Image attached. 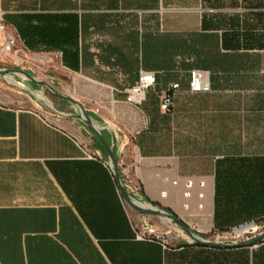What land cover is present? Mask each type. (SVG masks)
I'll return each mask as SVG.
<instances>
[{"label": "crops", "instance_id": "0c3cea01", "mask_svg": "<svg viewBox=\"0 0 264 264\" xmlns=\"http://www.w3.org/2000/svg\"><path fill=\"white\" fill-rule=\"evenodd\" d=\"M0 11L24 52L73 78L63 94L102 129L132 197L201 236L264 222V0H0ZM192 69L209 73V92L186 91ZM141 70L156 84L135 107L124 91ZM56 113L0 104V264H264V240L138 238L97 137Z\"/></svg>", "mask_w": 264, "mask_h": 264}, {"label": "rangeland", "instance_id": "374dc122", "mask_svg": "<svg viewBox=\"0 0 264 264\" xmlns=\"http://www.w3.org/2000/svg\"><path fill=\"white\" fill-rule=\"evenodd\" d=\"M5 69L24 71L36 79L49 83L59 92L70 95L75 93L72 89L73 78L59 67L55 57L27 53L24 52L19 45H16L11 53H3L0 51V71ZM15 73L18 76H0V104L16 108H31L38 106L40 111L48 116L49 119L55 118V115L57 114L56 110L63 112L64 114H78V109L74 105L60 99L43 85L34 84L27 79L21 78V76H23L21 73ZM8 78H12L16 84H11L8 81ZM25 86L30 91L34 92L35 95H37L36 93L41 92L47 99L43 100L38 98V96L36 97L31 92L27 91ZM78 121L81 125H84L81 120ZM123 184L126 187L124 181ZM133 190L135 191V188H133ZM139 202L149 204L147 202ZM126 207L131 214L135 215V225L139 230L143 227L152 229V237L158 236L165 241L190 242L183 231L173 222H164L158 216L139 214L129 206L126 205ZM154 207L159 208L157 206ZM254 228L255 229L250 230L241 236L235 234L236 230H231L227 233L208 234L201 237L207 240H217L228 243L242 242L253 239L261 233L264 230V222L257 221Z\"/></svg>", "mask_w": 264, "mask_h": 264}, {"label": "water", "instance_id": "95a60500", "mask_svg": "<svg viewBox=\"0 0 264 264\" xmlns=\"http://www.w3.org/2000/svg\"><path fill=\"white\" fill-rule=\"evenodd\" d=\"M21 73L29 82L34 83V84H40L46 87L51 93L59 97L60 99L74 105L78 109V114L77 117L80 119L84 125L94 133V135L97 137L98 141L100 142L101 146L105 150L108 161L111 165L112 168V174L114 181L117 185V188L119 190V193L121 195L122 200L125 202L127 206H129L132 210L139 214H144V215H151V216H158V217H167L171 222L176 224L185 234L188 240L194 243H199L203 244L208 247H218V248H232V247H250L253 246L261 241L264 240V230L259 233L256 237L253 239H249L246 241L242 242H222V241H217V240H207L202 238L201 236L193 233L189 227H187L183 222H181L177 217L173 216L172 214L168 213L164 209L156 208L152 206L150 203L148 204V207H145L143 203L135 200L132 196H130L128 190L126 189L125 185L123 184V181L121 179V175L118 169V160L117 157L114 155L112 149L110 146L106 143L105 138L103 137L101 133V128L95 125L89 116L86 114L85 109L83 106L75 99L72 97L65 95L57 89H55L53 86H51L49 83L36 79L33 76L29 75L28 73L21 71V70H9L5 69L3 71H0V76L3 75H8L12 73ZM28 91V89H27ZM243 227V226H241ZM239 227V228H241Z\"/></svg>", "mask_w": 264, "mask_h": 264}, {"label": "built area", "instance_id": "2783aa9c", "mask_svg": "<svg viewBox=\"0 0 264 264\" xmlns=\"http://www.w3.org/2000/svg\"><path fill=\"white\" fill-rule=\"evenodd\" d=\"M18 45L17 37L8 32L7 25L3 20L0 11V51L3 53H11ZM2 49V50H1ZM156 84V74L154 72L141 70L135 84L125 92V103L131 106L139 107L145 100L147 94L154 88ZM180 91V85L174 83L162 92L160 97V109L166 113H170L173 108L174 95ZM188 93H207L210 91L209 73L206 71L192 69L188 72ZM112 171L111 165L109 163ZM124 172V171H123ZM125 174V173H123ZM144 233H140L138 238L145 239L153 234L152 229L145 228ZM195 233V232H193ZM195 234L200 235L199 232Z\"/></svg>", "mask_w": 264, "mask_h": 264}, {"label": "bare ground", "instance_id": "6f19581e", "mask_svg": "<svg viewBox=\"0 0 264 264\" xmlns=\"http://www.w3.org/2000/svg\"><path fill=\"white\" fill-rule=\"evenodd\" d=\"M2 50V49H1ZM13 75H16V76H18L16 73H12V74H8V75H3L4 77L5 76H13ZM21 78H24V79H26L24 76H21ZM8 81L11 83V84H16V82L12 79V78H8ZM25 88H27L26 86H25ZM28 89V88H27ZM28 91L29 92H31L32 94H34L35 95V93L34 92H32V91H30L29 89H28ZM37 95H35L36 97L38 96V98H40V99H43V100H46L47 98L41 93V92H38V93H36ZM145 207H148V204H143ZM246 226H248V225H246ZM244 227V228H243ZM243 227H241V228H243V229H241V228H239V229H241V230H239V231H237L236 232V234H238V235H240V234H243L244 232H246L249 228H247V227H245V226H243Z\"/></svg>", "mask_w": 264, "mask_h": 264}, {"label": "trees", "instance_id": "16d2710c", "mask_svg": "<svg viewBox=\"0 0 264 264\" xmlns=\"http://www.w3.org/2000/svg\"><path fill=\"white\" fill-rule=\"evenodd\" d=\"M177 45H178L177 35L176 34H171L170 35V48L173 49V50H176L177 49ZM106 143L108 144V142H106ZM150 204L153 205V206L159 207L157 204H154V203H150ZM164 210L176 217V215L173 214L170 210H168V209H164Z\"/></svg>", "mask_w": 264, "mask_h": 264}]
</instances>
